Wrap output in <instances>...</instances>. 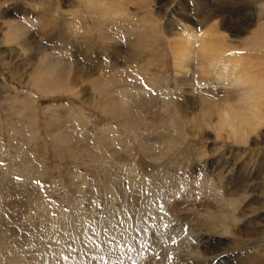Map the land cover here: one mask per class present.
I'll use <instances>...</instances> for the list:
<instances>
[{
    "label": "rangeland",
    "instance_id": "1",
    "mask_svg": "<svg viewBox=\"0 0 264 264\" xmlns=\"http://www.w3.org/2000/svg\"><path fill=\"white\" fill-rule=\"evenodd\" d=\"M70 2L0 0V263L138 264L152 256L160 264H243L250 248L264 253L254 245L264 241V117L246 140L213 127L218 107L244 116L219 79L236 67L235 56L246 59L239 72L261 80L251 106L264 104V0ZM114 8L120 12L107 16ZM194 11L246 46L229 48L227 67L221 59L188 73L183 98L175 58L185 52L186 30L207 28ZM53 15L67 37L51 29ZM76 18L92 33L89 43L86 33L66 30ZM16 23L25 27L20 35L10 29ZM259 31L263 42L252 43ZM82 43L104 54L88 57ZM190 56L198 65L200 54ZM220 211L228 232L242 223L260 232L238 240L205 228V212ZM151 227L168 230L169 243L153 239Z\"/></svg>",
    "mask_w": 264,
    "mask_h": 264
},
{
    "label": "bare ground",
    "instance_id": "2",
    "mask_svg": "<svg viewBox=\"0 0 264 264\" xmlns=\"http://www.w3.org/2000/svg\"><path fill=\"white\" fill-rule=\"evenodd\" d=\"M87 4L89 3V0H86ZM89 5V4H88ZM92 5V4H90ZM89 5V6H90ZM182 9L184 10V13L185 12H190V9L188 8V5L184 4L182 5ZM107 10V9H106ZM192 11V9H191ZM198 11V10H197ZM195 13L192 12V14H194L196 16V21L198 25L200 24H204V26H207L206 28V31H201L200 34H198L197 36L193 35L191 30H186V33L188 34V39H187V45L186 47H183L185 49V52H181V54H179L175 59H176V62L174 63V67L177 68V72L179 74L182 75V78L180 80L181 82V88H182V91L184 93L183 95V98H189V90L187 88V75L188 73L190 74H193L192 71L194 70H198L200 72H202L204 69H208V68H212L214 69L216 66H218V62L223 59L224 61H226V64H225V67L228 66V63H227V58H223L224 54L229 51L230 49H232L231 51H234V52H238L236 51L234 45H237L238 47L239 46H246L242 40H240L238 43H230L229 40L224 36V35H220L219 34V31H218V23L219 22L217 20V22L215 23H210L211 25H209L210 27H208V23L212 20L211 18H209L207 15L206 16H202L199 12ZM120 11L116 10L115 8L112 9V10H107L106 14L107 16L109 17H114L116 16L117 13H119ZM215 16H220L219 12L217 13V15H214ZM37 17V16H36ZM39 19V17H37ZM108 25L110 24L107 23ZM262 32L259 31V33H257L256 35V38L255 40L252 42V43H255V42H260L262 41L263 42V37H262ZM238 35H241V34H238ZM230 48V49H229ZM199 53L200 54V57L197 58V60H199V64L196 65V66H191L189 63L195 59V57H191L190 55H195L196 53ZM237 55V54H236ZM242 56V55H240ZM240 56H235L234 59L232 60V62L234 63V65L236 66L235 68L232 67L229 74L228 75H219V79L222 80L225 85L229 86V90L227 92V95L231 96L233 99H236V101H240L242 104V108H240L243 112H244V116H242L241 114L242 113H237L235 112L234 110H232L231 108L229 107H218L215 111L216 115L215 116V121H214V124H213V127L215 130L221 132L223 131V128L224 127H227L229 128L230 132H231V135L232 137H237V138H241L246 140V137L247 135H249V132L252 133L251 131L254 129H257L256 127L260 126V122L262 120V116L264 117V104L262 102H257V110H254L253 107L251 106V100H254L256 102L257 100V93L254 92L255 91V87L257 86L258 83H261L259 81H256L255 77L252 76L251 77V74L247 71V69H242L240 72V68H242L244 66V63L241 62L244 61L246 63V59L244 58L245 56L243 55V58L240 57ZM250 56V55H249ZM39 66L38 68L40 67V65H42V68H43V64L40 62L38 63ZM58 65H59V62H58ZM51 68V67H50ZM40 69V68H39ZM59 69V67H58ZM238 69V72L236 73V70ZM44 70H45V67H44ZM44 70H42L43 74L44 73ZM50 72V71H49ZM120 72V71H118ZM186 72V74H185ZM199 72V73H200ZM217 74H222V71L221 70H217L216 71ZM41 73V72H40ZM62 73V72H61ZM60 74V73H58ZM121 74V73H120ZM61 75V74H60ZM204 76H207L203 73ZM36 76V75H35ZM45 76V75H44ZM48 76V75H47ZM58 76V75H57ZM122 76V75H121ZM52 78V77H51ZM55 78H56V75H55ZM59 78V77H57ZM62 78V77H61ZM60 78V79H61ZM202 78V76H201ZM263 78V77H262ZM45 79V78H44ZM59 79V80H60ZM264 79V78H263ZM46 80V79H45ZM53 80V79H52ZM51 80V81H52ZM58 80V81H59ZM48 81V80H47ZM47 81H44L46 82V85L49 86V83L51 82H47ZM61 81V80H60ZM59 81V82H60ZM216 81V80H215ZM263 81V80H262ZM41 82V81H40ZM64 82V81H63ZM186 82V84H185ZM257 82V83H256ZM44 84V83H43ZM53 85V83H51ZM55 85V84H54ZM189 85V84H188ZM73 86V85H72ZM107 86V85H106ZM45 87V86H44ZM55 87V86H53ZM186 87V88H185ZM52 88V87H51ZM191 92V91H190ZM228 96V97H229ZM193 97V96H192ZM100 98V97H99ZM124 102V101H123ZM231 103V102H230ZM236 105V103H234ZM239 104V103H237ZM239 104V105H240ZM261 104V106H260ZM246 105H249L252 107V109H247ZM177 106L179 108L180 111H183V108L178 105L177 103ZM225 106V104H224ZM210 109V108H209ZM214 114V113H212ZM240 114V115H239ZM247 115V116H246ZM214 116V115H213ZM181 122V120H179ZM203 121V120H202ZM201 125V123H200ZM205 127V124L202 123V126L201 127ZM173 126L174 127H178L179 126V122L177 120H175L173 122ZM222 134V133H221ZM71 148V147H70ZM212 149V148H211ZM251 168V167H250ZM236 183V182H235ZM239 185V184H238ZM241 185V184H240ZM247 191V190H246ZM241 192V191H239ZM220 193V192H219ZM244 193V192H243ZM245 194V193H244ZM233 195V194H232ZM248 195V194H247ZM246 194L242 196H247ZM249 196V195H248ZM219 197V196H218ZM221 197V196H220ZM241 197V196H239ZM209 198V197H208ZM212 198V197H211ZM249 198V197H248ZM221 199V198H220ZM227 199V198H226ZM236 199V198H234ZM238 199V198H237ZM210 200V199H209ZM214 200L215 201H218V198L214 197ZM213 201V200H212ZM225 202V201H224ZM229 202V200H228ZM239 201H235V203H238ZM219 203V202H218ZM230 203L232 204V206H235V203L233 201H230ZM240 203V202H239ZM221 204V203H220ZM224 204H228L227 202H225ZM225 205V206H226ZM248 205V204H247ZM207 206V205H206ZM224 206V208H225ZM231 206V205H230ZM250 207V206H248ZM240 208V207H239ZM238 210V208H234V210ZM246 209V207L244 208ZM222 210V209H221ZM224 211V209H223ZM222 214H219V215H210L208 216V211L207 213L205 212L204 214V218L207 219L208 217H210V222L209 223H206V221H202L205 224V228L209 229L210 227H217L219 229H221L223 235L224 234H232L231 237H235L236 239H242L245 237V236H249L251 235L252 237H255L257 236V234L260 232L259 230V227H256L258 229H255V228H251L248 224V223H242L243 226L239 225L238 226H241V227H237L236 225V229L234 231V233H231V231L228 232V229H226L223 224L226 223L225 220H227V216L226 215V212L225 215H224V212L220 211ZM250 212V211H249ZM210 213V211H209ZM198 214V213H197ZM214 214V213H213ZM203 215V214H202ZM200 218V217H199ZM261 218V217H260ZM229 219V218H228ZM264 221V220H263ZM242 222V221H241ZM235 224V223H233ZM232 224V225H233ZM254 225V224H252ZM251 225V226H252ZM152 228V227H151ZM211 229V228H210ZM168 231V230H167ZM167 231L163 232V231H160L159 230V227H153L151 229V233H152V237L153 239H164V241L168 242L170 241V237L166 239L167 237ZM233 232V231H232ZM149 233V232H148ZM261 235H264V228H262V231L260 232ZM150 234V233H149ZM197 235V234H196ZM255 239V238H254ZM253 239V240H254ZM258 239V238H256ZM241 240V241H242ZM251 240V239H250ZM232 241V240H231ZM257 241V240H256ZM260 242V241H258ZM257 242V243H258ZM165 243V242H164ZM163 243V244H164ZM139 244V243H138ZM204 244V242H203ZM254 244V243H252ZM261 244H264V241L261 240L260 244H254V245H261ZM137 245V244H136ZM167 245V244H165ZM252 246V245H251ZM259 247V246H258ZM116 249V248H115ZM119 249V248H118ZM158 249V248H157ZM173 249V248H172ZM220 249H216L215 251H212V252H216L214 254H217L218 251ZM157 251V250H156ZM259 252V253H258ZM244 253V252H243ZM258 253L259 255L262 256V254H264L263 252H261L259 249L253 251L249 250V253L248 255L244 256L243 258H241V262H243V264H256L255 262V254ZM202 254V253H201ZM205 256H206V253H203ZM2 255V254H1ZM148 255V254H147ZM191 255V254H189ZM140 257V256H139ZM155 258V257H154ZM263 258V257H262ZM141 260H139L138 264H160L161 262H158V261H154L152 262V256H144L143 258L140 257ZM262 260V259H261ZM90 261V260H89ZM1 264V263H0Z\"/></svg>",
    "mask_w": 264,
    "mask_h": 264
},
{
    "label": "crops",
    "instance_id": "3",
    "mask_svg": "<svg viewBox=\"0 0 264 264\" xmlns=\"http://www.w3.org/2000/svg\"><path fill=\"white\" fill-rule=\"evenodd\" d=\"M69 2V3H68ZM63 7V6H62ZM62 7L61 8H59V7H57V13H59L60 14V17H59V19H61L62 17H63V15H62ZM65 7L66 8H72V3L70 2V0H66V5H65ZM79 12V10H77L76 11V9H75V11H74V13H78ZM76 15H74V17H75ZM68 17H72V14L70 15V16H68ZM57 22V18L55 17V15H53V18H52V23H53V25L51 26V29H52V27L54 26V25H57L56 27H57V31H56V33L58 34L57 35V37H59V38H65V37H67L66 36V34H65V29H64V26L61 24L60 25V23L59 24H57L56 23ZM66 23V30L70 33L71 31H77V33H86L85 31H84V29H83V27L81 26V24H83L82 23V21L80 20V19H75V20H73V21H71V20H68V21H65ZM56 23V24H55ZM16 24H18V25H14V24H12L11 26H10V29L12 28V27H14V30H16L18 33V35H20L21 33H20V31L19 30H21V28L23 27V28H25L24 27V25H22V23H16ZM120 25H122V26H127V24L126 23H124V24H120ZM55 27V28H56ZM115 28V27H114ZM10 29H9V31H10ZM13 30V31H14ZM120 31V33H121V35H122V37H124V35H126L125 34V32L124 31H126V30H123V29H120L119 30ZM11 32V31H10ZM92 33L88 30V32L85 34V35H87L88 36V43H89V41H90V35H91ZM14 35H16V34H14ZM124 41H126V37L125 38H122ZM54 41H58V39L57 40H54V39H52V42H54ZM88 43L87 44H84V43H82L83 44V47H84V49H83V52H84V54L86 55V56H88V57H91L92 55H93V57H97V53L100 55V57L104 54V50H102V51H98V50H96L97 48H95V49H91L89 46H88ZM67 46H69V45H67ZM67 48H70V47H67ZM86 50V51H85ZM108 55H110L109 53H108ZM92 58V57H91ZM133 66H134V62L132 63V65H129V67H132L133 68ZM128 71V70H127Z\"/></svg>",
    "mask_w": 264,
    "mask_h": 264
}]
</instances>
